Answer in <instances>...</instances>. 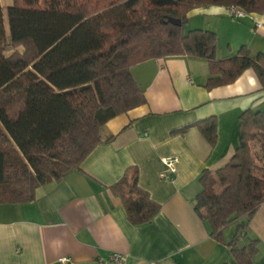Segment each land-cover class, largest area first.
Instances as JSON below:
<instances>
[{"label":"trees","instance_id":"1","mask_svg":"<svg viewBox=\"0 0 264 264\" xmlns=\"http://www.w3.org/2000/svg\"><path fill=\"white\" fill-rule=\"evenodd\" d=\"M208 5L264 16V0H11L5 17L0 4V203L33 200L37 186L59 181L112 138H102L99 127L145 101L131 76L135 63L200 57L209 65L206 88L233 82L250 67L264 88V53L241 45L218 58L213 31H184L189 11ZM239 114L232 155L203 169L193 208L234 264H254L258 240H241L264 202V109ZM191 125L215 145V116L176 130ZM137 181L136 167L128 166L110 190L140 225L160 209ZM232 222L225 239L222 230Z\"/></svg>","mask_w":264,"mask_h":264},{"label":"crops","instance_id":"2","mask_svg":"<svg viewBox=\"0 0 264 264\" xmlns=\"http://www.w3.org/2000/svg\"><path fill=\"white\" fill-rule=\"evenodd\" d=\"M11 0H0L5 8ZM2 7V6H1ZM3 8V7H2ZM203 29L216 37V56L244 45L264 53V16L233 18L226 6L196 7ZM188 13V14H189ZM258 23V24H257ZM131 76L144 94L143 104L115 115L99 127L100 142L59 181L37 186L31 201L0 203V264H97L118 251L123 264H234L227 246L214 240L193 203L203 169L224 165L237 144L239 113L264 109V88L250 67L225 85L204 87L209 65L200 57L171 56L132 65ZM216 118L212 147L194 125ZM175 157L176 173L163 158ZM128 166L137 183L159 204L149 222L132 224L110 185ZM170 178H161L160 173ZM235 222L223 228L229 239ZM241 240H258L254 264H264V202L247 222ZM66 256L68 261L59 262Z\"/></svg>","mask_w":264,"mask_h":264},{"label":"built area","instance_id":"3","mask_svg":"<svg viewBox=\"0 0 264 264\" xmlns=\"http://www.w3.org/2000/svg\"><path fill=\"white\" fill-rule=\"evenodd\" d=\"M227 10L233 18H239L240 19V18H243V17L248 15L244 11H242L241 9L237 8L236 6H228ZM176 160L177 159L175 157L163 158V163L166 167V170H168V172L171 174L176 173V169H175ZM159 176L163 179L164 178H170V175L165 173V172L160 173ZM68 260H69V258L66 256H63V257L58 259V261L62 262V263L64 261H68ZM123 260H124V255L121 252L115 251L105 258L104 257L98 258L97 264H123Z\"/></svg>","mask_w":264,"mask_h":264},{"label":"rangeland","instance_id":"4","mask_svg":"<svg viewBox=\"0 0 264 264\" xmlns=\"http://www.w3.org/2000/svg\"><path fill=\"white\" fill-rule=\"evenodd\" d=\"M3 7L4 10V17H5V6L4 4L1 5ZM202 20H203V16L200 15L198 13H189L188 14V18L186 19V21L183 23V29L185 32H187L188 30L191 29H196V28H204L202 27ZM259 143L254 142V147L255 149L258 148Z\"/></svg>","mask_w":264,"mask_h":264},{"label":"water","instance_id":"5","mask_svg":"<svg viewBox=\"0 0 264 264\" xmlns=\"http://www.w3.org/2000/svg\"><path fill=\"white\" fill-rule=\"evenodd\" d=\"M176 23H179L178 20H174Z\"/></svg>","mask_w":264,"mask_h":264}]
</instances>
